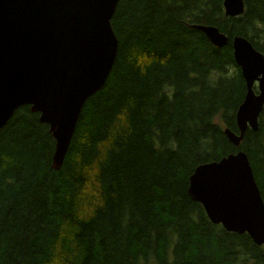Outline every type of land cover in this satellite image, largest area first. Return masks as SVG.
I'll use <instances>...</instances> for the list:
<instances>
[{"label":"trees","instance_id":"16d2710c","mask_svg":"<svg viewBox=\"0 0 264 264\" xmlns=\"http://www.w3.org/2000/svg\"><path fill=\"white\" fill-rule=\"evenodd\" d=\"M119 0L118 46L84 104L65 159L39 114L18 108L0 130V264H264V246L213 224L188 195L201 164L243 151L264 202V107L238 147L246 93L231 38L264 56V0ZM192 25L229 38L213 46Z\"/></svg>","mask_w":264,"mask_h":264},{"label":"water","instance_id":"95a60500","mask_svg":"<svg viewBox=\"0 0 264 264\" xmlns=\"http://www.w3.org/2000/svg\"><path fill=\"white\" fill-rule=\"evenodd\" d=\"M119 0H0V130L20 107L29 106L54 140L51 168L65 159L85 102L104 86L118 41L111 18ZM226 17L244 13L243 0H223ZM222 48L229 38L214 26L192 25ZM233 59L246 93L235 113L238 134L224 130L238 147L258 130L264 107V56L245 37L231 38ZM188 195L208 219L227 232L247 234L264 246V202L247 155L239 150L198 165Z\"/></svg>","mask_w":264,"mask_h":264}]
</instances>
